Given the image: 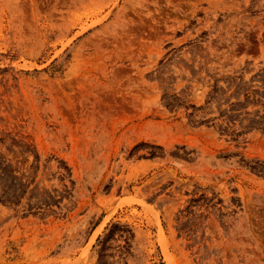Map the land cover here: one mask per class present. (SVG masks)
<instances>
[{"label": "rangeland", "instance_id": "obj_1", "mask_svg": "<svg viewBox=\"0 0 264 264\" xmlns=\"http://www.w3.org/2000/svg\"><path fill=\"white\" fill-rule=\"evenodd\" d=\"M0 264H264V0H0Z\"/></svg>", "mask_w": 264, "mask_h": 264}]
</instances>
